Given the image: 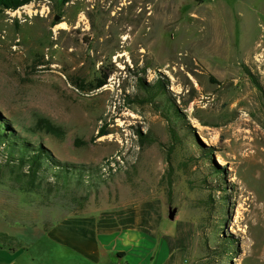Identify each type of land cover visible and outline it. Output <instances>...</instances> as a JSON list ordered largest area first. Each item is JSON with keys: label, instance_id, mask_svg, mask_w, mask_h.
I'll return each mask as SVG.
<instances>
[{"label": "rangeland", "instance_id": "obj_1", "mask_svg": "<svg viewBox=\"0 0 264 264\" xmlns=\"http://www.w3.org/2000/svg\"><path fill=\"white\" fill-rule=\"evenodd\" d=\"M0 114L17 146L88 170L33 180L1 147L0 246L136 207L172 229L184 264H264V0L1 11Z\"/></svg>", "mask_w": 264, "mask_h": 264}, {"label": "crops", "instance_id": "obj_2", "mask_svg": "<svg viewBox=\"0 0 264 264\" xmlns=\"http://www.w3.org/2000/svg\"><path fill=\"white\" fill-rule=\"evenodd\" d=\"M167 229L136 207L106 216L73 215L24 248L0 246V264H184L185 253ZM126 252L136 260L124 259Z\"/></svg>", "mask_w": 264, "mask_h": 264}, {"label": "trees", "instance_id": "obj_3", "mask_svg": "<svg viewBox=\"0 0 264 264\" xmlns=\"http://www.w3.org/2000/svg\"><path fill=\"white\" fill-rule=\"evenodd\" d=\"M33 0H0V12L5 10H16ZM69 0H64L67 2ZM108 76L106 75L104 79L100 80L99 83L92 87V89L99 88L107 83ZM162 86V84H160ZM4 118L0 114V120ZM3 125V126H2ZM0 124V149H4L7 152V158L14 160L15 152H18V156L16 157L19 162V165L28 166V175L34 180V178L38 177L40 171H47L48 168H53L57 166L58 173L57 175L62 176L63 179L68 178V174L78 171V174L83 175L84 172H88L82 166L72 165V164H59L57 161L53 160L49 151L43 147L42 145L33 146L30 143H24L20 146L11 140L10 134L5 130L4 124ZM39 125L47 130V132L59 134L61 131L59 127H56L49 123L45 119L39 120ZM105 133H101L103 135ZM32 147V148H31ZM56 168V167H55ZM3 233H0V236ZM120 255L122 253H119Z\"/></svg>", "mask_w": 264, "mask_h": 264}, {"label": "water", "instance_id": "obj_4", "mask_svg": "<svg viewBox=\"0 0 264 264\" xmlns=\"http://www.w3.org/2000/svg\"><path fill=\"white\" fill-rule=\"evenodd\" d=\"M57 19H58V17H57ZM169 216H170V218H174V216H175V210H173V211H170V214H169Z\"/></svg>", "mask_w": 264, "mask_h": 264}, {"label": "bare ground", "instance_id": "obj_5", "mask_svg": "<svg viewBox=\"0 0 264 264\" xmlns=\"http://www.w3.org/2000/svg\"><path fill=\"white\" fill-rule=\"evenodd\" d=\"M219 161H220L221 163H224V164H225V162H226L225 158H220Z\"/></svg>", "mask_w": 264, "mask_h": 264}]
</instances>
